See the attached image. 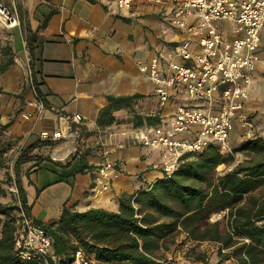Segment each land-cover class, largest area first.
Listing matches in <instances>:
<instances>
[{
	"label": "crops",
	"instance_id": "crops-1",
	"mask_svg": "<svg viewBox=\"0 0 264 264\" xmlns=\"http://www.w3.org/2000/svg\"><path fill=\"white\" fill-rule=\"evenodd\" d=\"M1 1L17 10L20 24L10 29L0 26V42L7 43L5 56L0 53V125L24 142H34L42 133L51 136L70 128L81 130L77 152L84 154L88 165L76 171L79 153L63 165L45 157L37 164L36 159L21 163L19 183L29 206L27 215L45 225L57 221L64 206L77 211L97 207L118 211L121 196L147 188L163 175L162 150L143 146L120 132L130 125L135 113L157 119V97L139 64L160 56L161 67L167 70L169 54L181 39L180 30L169 22L170 8L147 0H133L127 12L116 8L112 0ZM261 50L264 29L244 108L252 120L258 106L253 107L250 99L254 100L258 84L264 82ZM174 61H179L178 57ZM27 66L40 97L27 79ZM133 94L139 96L129 106L113 111V122L97 124L101 109L109 104L108 95ZM172 107L171 102L160 114H167ZM74 116L80 118L79 126L73 122ZM66 146L69 148L70 142ZM102 150H107L116 166L107 189L95 185Z\"/></svg>",
	"mask_w": 264,
	"mask_h": 264
},
{
	"label": "trees",
	"instance_id": "trees-1",
	"mask_svg": "<svg viewBox=\"0 0 264 264\" xmlns=\"http://www.w3.org/2000/svg\"><path fill=\"white\" fill-rule=\"evenodd\" d=\"M28 47L32 55L30 41ZM32 84L40 97L33 72ZM138 96L108 95L109 104L101 109L97 124L113 122V111L129 106ZM156 120L135 113L130 125L152 124ZM50 144V138L37 139L14 162L19 205L0 200V264H44L17 257L14 234L16 212H29L19 183V165L30 159H36L37 164L43 156L30 151ZM239 150L259 153L261 157L237 162L216 176V168L232 163L233 152ZM77 153L76 171H83L88 165L84 154ZM0 191L4 193L1 183ZM225 208L228 211L221 218L210 221L213 213ZM36 224L49 235L53 251L59 261L64 259V264L78 249L102 264L150 263L152 257L165 255L167 239L179 233H184L187 241L216 243L218 251H225L222 255L235 258L237 264H264V135L256 132L244 138L232 152L223 153L216 143H210L200 152L185 155L170 175L163 174L147 188L121 196L118 211L99 207L77 211L64 206L57 221Z\"/></svg>",
	"mask_w": 264,
	"mask_h": 264
},
{
	"label": "built area",
	"instance_id": "built-area-1",
	"mask_svg": "<svg viewBox=\"0 0 264 264\" xmlns=\"http://www.w3.org/2000/svg\"><path fill=\"white\" fill-rule=\"evenodd\" d=\"M147 1L170 8L169 22L180 30L181 39L169 54L166 71L161 67L160 56L139 64V70L152 84L157 97L159 112L156 122L129 125L120 133L148 148L161 149V171L170 175L185 155L200 152L210 143H216L223 153L230 152L229 133L233 119L242 125L244 138H250L257 132L255 122L244 113V108L259 59L264 0ZM132 2L112 0V4L124 12L131 8ZM226 20L234 24L232 35L222 27L221 22ZM19 24L17 10L0 0V26L10 29ZM175 57L179 61H174ZM30 81L32 83V76ZM171 102V111L161 115V109ZM74 121L77 126L81 124L76 116ZM68 132L70 137L81 139L78 129L70 128ZM41 137H47V134L42 133ZM78 149L73 147L74 151ZM102 155L95 185L107 189L116 166L107 150H102ZM225 170L224 164L219 165L216 176ZM11 190L17 191L15 184ZM227 211L225 208L213 213L210 220L221 218ZM15 219L14 251L17 257L44 264H50L49 261L61 264L59 255L53 251L51 238L41 226L22 209L17 211ZM66 264L102 263L78 249ZM145 264L193 263L169 253L152 257V261Z\"/></svg>",
	"mask_w": 264,
	"mask_h": 264
},
{
	"label": "rangeland",
	"instance_id": "rangeland-1",
	"mask_svg": "<svg viewBox=\"0 0 264 264\" xmlns=\"http://www.w3.org/2000/svg\"><path fill=\"white\" fill-rule=\"evenodd\" d=\"M221 24L224 29H226L227 31H231L230 29L233 26L232 22L226 20V21H222ZM6 46L7 43L0 42V50H3V52L0 51V53L3 54V57L5 56L4 49L6 48ZM262 51L264 50H261V52ZM26 70H27V79L30 81V77L32 76V73L29 71L28 66ZM262 78H264V74H262ZM255 94H254L255 96L254 100L253 98L250 99L253 102V107L258 106V111L252 112V116L255 117L253 121L255 122L257 132L264 135V82L258 84L257 92H255ZM249 98H250V94H249ZM249 118L252 119V117ZM67 132L61 133L62 135H56V136L54 134L47 137L40 136L39 139L50 138L51 140H53V144L45 145L43 146V148L37 147L31 150L30 153L33 154L35 153L39 156L50 158L51 160L56 162H66L68 159L72 157L74 153H77V151L73 150V146L78 147L81 144V140L79 137L75 139L70 136L68 137L66 135ZM81 133H82L81 130H79L80 136ZM229 135H231L229 139V145L231 150L230 152H232V150L236 148L239 145V143L244 139L243 127L238 122L237 119L232 120V128L230 130ZM67 141L70 142L69 148L66 146ZM6 143H9V145L8 144L6 145ZM31 143L32 142H26V141L24 142L21 141L19 138L12 137L7 133V130L0 125V183H1V187L4 189V193L0 191V200L4 202H13L19 205L17 191L11 190V186L14 184V178H15V172L13 167L17 157L20 155L21 152L27 151L28 150L27 148ZM59 145H64V147H60ZM56 147L58 151L57 154H54L53 149ZM233 153H234L233 162L228 165L224 164L225 168L231 167L233 166V164L237 162L245 161L249 158L258 159L261 157L259 153H255V152L246 153V151L243 150L242 151L239 150L236 152L234 151ZM167 240L168 241L163 248V251L165 252L167 251L165 255L172 253L178 257L187 259L193 264H237L235 258L233 257L225 258L222 255L225 251H222V253H220L218 251V245L216 243L203 241L201 244L200 242L196 243V242L187 241L185 238V234L184 236L183 235L181 236V233L176 234L174 235V237ZM202 248L205 249V251H203ZM49 262L51 264V261Z\"/></svg>",
	"mask_w": 264,
	"mask_h": 264
},
{
	"label": "bare ground",
	"instance_id": "bare-ground-1",
	"mask_svg": "<svg viewBox=\"0 0 264 264\" xmlns=\"http://www.w3.org/2000/svg\"><path fill=\"white\" fill-rule=\"evenodd\" d=\"M59 134L62 135L61 133H59ZM66 135L69 137V136H70L69 132H67ZM57 151H58V150H57V147L53 149V153H54V154H57Z\"/></svg>",
	"mask_w": 264,
	"mask_h": 264
},
{
	"label": "water",
	"instance_id": "water-1",
	"mask_svg": "<svg viewBox=\"0 0 264 264\" xmlns=\"http://www.w3.org/2000/svg\"><path fill=\"white\" fill-rule=\"evenodd\" d=\"M70 261V260H69ZM61 264H64V259L62 258L60 261Z\"/></svg>",
	"mask_w": 264,
	"mask_h": 264
}]
</instances>
